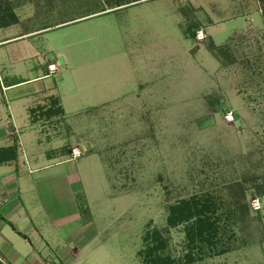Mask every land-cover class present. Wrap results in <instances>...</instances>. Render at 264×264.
<instances>
[{
	"label": "rangeland",
	"instance_id": "1",
	"mask_svg": "<svg viewBox=\"0 0 264 264\" xmlns=\"http://www.w3.org/2000/svg\"><path fill=\"white\" fill-rule=\"evenodd\" d=\"M232 1H147L32 42L41 62L69 60L50 80L71 132L49 146L92 147L63 165L80 171L101 228L72 264H145L152 246L178 264H264V3L235 20ZM197 20L201 40L186 35ZM176 205L190 217L172 225Z\"/></svg>",
	"mask_w": 264,
	"mask_h": 264
},
{
	"label": "crops",
	"instance_id": "2",
	"mask_svg": "<svg viewBox=\"0 0 264 264\" xmlns=\"http://www.w3.org/2000/svg\"><path fill=\"white\" fill-rule=\"evenodd\" d=\"M147 1L153 0H36L32 8L23 0L10 12L0 5V149L14 148L13 157L0 156V255L7 264H72L101 231L80 171L64 168L69 158L54 153L63 146L79 149V142L49 146L61 129L71 132L63 97L50 80L58 64L66 67L69 60L57 51V65L41 62L32 42ZM263 3L234 0L232 18H257ZM34 12L40 21L32 28ZM196 22L198 28L206 24ZM36 82L42 87H33ZM84 147L85 152L92 148L88 142Z\"/></svg>",
	"mask_w": 264,
	"mask_h": 264
},
{
	"label": "trees",
	"instance_id": "3",
	"mask_svg": "<svg viewBox=\"0 0 264 264\" xmlns=\"http://www.w3.org/2000/svg\"><path fill=\"white\" fill-rule=\"evenodd\" d=\"M199 29L200 28H198V24L190 26L187 29L186 35H188V37H191V38H196V33H197V31ZM209 50L212 53H215L217 51L218 52L220 51V52H223V53L225 52V50L222 47H216L213 43H211V45L209 46ZM217 105L219 106V104H217ZM218 106H215V111H219L221 109ZM225 111H228V110H225ZM65 148H68V147L67 146H63V148H60L62 150V152L59 155L67 156L68 153L65 151ZM13 149L14 148L12 146L10 148L5 149V151L11 152V156L13 157L14 156L13 155ZM7 158H9V157H7ZM260 191L262 192V194H264V187L260 188ZM182 203L184 204V202H182ZM175 208H177V205L176 206H171L170 209H169V213L170 214H169V217H168L167 220L169 221L170 224L175 225L176 222L180 223V222H183V221H186V220L189 219L187 217H190L189 216L190 212L188 214H186L185 213V209L183 207L182 208L179 207V209H175ZM152 247L153 248L150 247V248H148L146 250V252L148 254L146 255V258L144 260L145 264H178V261H176L173 258H170V256H168V255L160 256V254H158V252H155L156 247L155 248H154V246H152ZM151 250H153V251H151Z\"/></svg>",
	"mask_w": 264,
	"mask_h": 264
},
{
	"label": "built area",
	"instance_id": "4",
	"mask_svg": "<svg viewBox=\"0 0 264 264\" xmlns=\"http://www.w3.org/2000/svg\"><path fill=\"white\" fill-rule=\"evenodd\" d=\"M196 37L199 38L200 40L204 38V35H203V32L201 29H199L196 33ZM50 70L53 71V65H50ZM231 117V116H229ZM83 153H84V150H79V149H72L70 152H69V156L68 158L69 159H77V158H80L83 156ZM252 207L254 210H258L261 208V204H260V201L258 198H255L253 199V202H252ZM0 264H7L6 261L4 260V258L0 255ZM48 264H52V261L49 260L48 261Z\"/></svg>",
	"mask_w": 264,
	"mask_h": 264
},
{
	"label": "water",
	"instance_id": "5",
	"mask_svg": "<svg viewBox=\"0 0 264 264\" xmlns=\"http://www.w3.org/2000/svg\"><path fill=\"white\" fill-rule=\"evenodd\" d=\"M236 123L239 124V121L237 120Z\"/></svg>",
	"mask_w": 264,
	"mask_h": 264
}]
</instances>
